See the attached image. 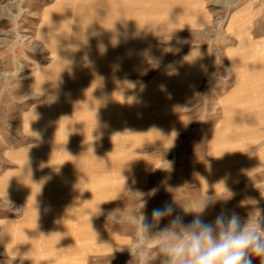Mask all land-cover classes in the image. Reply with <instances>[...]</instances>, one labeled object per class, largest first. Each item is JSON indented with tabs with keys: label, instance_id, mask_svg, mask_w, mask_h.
Instances as JSON below:
<instances>
[{
	"label": "rangeland",
	"instance_id": "rangeland-1",
	"mask_svg": "<svg viewBox=\"0 0 264 264\" xmlns=\"http://www.w3.org/2000/svg\"><path fill=\"white\" fill-rule=\"evenodd\" d=\"M198 1L0 0V264H136L221 181L203 220L264 216V52ZM152 189L149 233L107 220Z\"/></svg>",
	"mask_w": 264,
	"mask_h": 264
},
{
	"label": "clouds",
	"instance_id": "clouds-1",
	"mask_svg": "<svg viewBox=\"0 0 264 264\" xmlns=\"http://www.w3.org/2000/svg\"><path fill=\"white\" fill-rule=\"evenodd\" d=\"M199 55L198 52L196 57ZM194 58L187 60L192 61ZM166 163L168 167L165 170H170L171 163ZM123 178L124 191H127L125 187L127 178ZM218 184L223 185L227 195L206 194L194 208L185 209L186 213L195 214L193 220L185 225L179 217L172 219L170 224L161 230L165 240L153 244L137 238L127 247L116 251H124L127 248L136 264H152L157 255L162 258L161 264H252L253 257L259 258L261 264H264V216L260 212L259 215L248 216L247 219L235 212L225 211H221L211 222L201 218L217 199L231 198L232 194L224 186L223 181ZM156 192L157 189H152L148 193L134 191L137 201L136 214L125 217L120 214V210L115 209L108 214L107 220L111 219L114 225L138 222L139 230L142 233H149L152 224L148 222L145 210L148 198L154 196ZM173 211L171 204L154 209L152 220L159 222L170 216ZM96 214H102L99 208ZM153 249L157 251L154 252Z\"/></svg>",
	"mask_w": 264,
	"mask_h": 264
},
{
	"label": "crops",
	"instance_id": "crops-1",
	"mask_svg": "<svg viewBox=\"0 0 264 264\" xmlns=\"http://www.w3.org/2000/svg\"><path fill=\"white\" fill-rule=\"evenodd\" d=\"M200 11L206 10L204 0L198 1ZM239 27L236 35L245 51L264 52V0L239 2ZM261 67H264V54ZM258 65V64H256ZM256 67V66H255Z\"/></svg>",
	"mask_w": 264,
	"mask_h": 264
}]
</instances>
